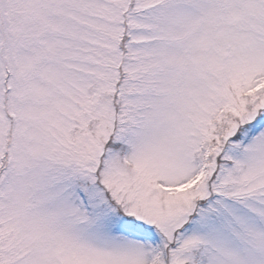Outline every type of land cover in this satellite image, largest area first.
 I'll list each match as a JSON object with an SVG mask.
<instances>
[{"label": "snow or ice", "instance_id": "1", "mask_svg": "<svg viewBox=\"0 0 264 264\" xmlns=\"http://www.w3.org/2000/svg\"><path fill=\"white\" fill-rule=\"evenodd\" d=\"M0 264H264V0H0Z\"/></svg>", "mask_w": 264, "mask_h": 264}]
</instances>
